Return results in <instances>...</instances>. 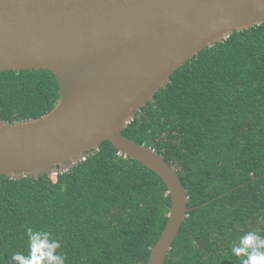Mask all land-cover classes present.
<instances>
[{
	"label": "trees",
	"instance_id": "16d2710c",
	"mask_svg": "<svg viewBox=\"0 0 264 264\" xmlns=\"http://www.w3.org/2000/svg\"><path fill=\"white\" fill-rule=\"evenodd\" d=\"M49 69L0 71V120L40 117L59 98ZM123 133L179 173L192 208L165 264H240L231 244L264 235V24L204 48ZM171 206L162 178L107 140L56 178L0 176V264L47 230L66 264H146Z\"/></svg>",
	"mask_w": 264,
	"mask_h": 264
},
{
	"label": "water",
	"instance_id": "95a60500",
	"mask_svg": "<svg viewBox=\"0 0 264 264\" xmlns=\"http://www.w3.org/2000/svg\"><path fill=\"white\" fill-rule=\"evenodd\" d=\"M264 24V0H0V71L49 69L60 89L40 117L0 120V176L69 171L111 141L171 197L146 264H165L192 208L175 167L123 130L171 75L235 31Z\"/></svg>",
	"mask_w": 264,
	"mask_h": 264
},
{
	"label": "clouds",
	"instance_id": "9594fccd",
	"mask_svg": "<svg viewBox=\"0 0 264 264\" xmlns=\"http://www.w3.org/2000/svg\"><path fill=\"white\" fill-rule=\"evenodd\" d=\"M28 254L16 252L10 256L13 264H66V255L58 251L61 243L47 230L26 229ZM231 252L241 258L240 264H264V235L258 230L248 231L234 240Z\"/></svg>",
	"mask_w": 264,
	"mask_h": 264
},
{
	"label": "rangeland",
	"instance_id": "374dc122",
	"mask_svg": "<svg viewBox=\"0 0 264 264\" xmlns=\"http://www.w3.org/2000/svg\"><path fill=\"white\" fill-rule=\"evenodd\" d=\"M52 178L55 179L56 178V175H53Z\"/></svg>",
	"mask_w": 264,
	"mask_h": 264
},
{
	"label": "built area",
	"instance_id": "2783aa9c",
	"mask_svg": "<svg viewBox=\"0 0 264 264\" xmlns=\"http://www.w3.org/2000/svg\"><path fill=\"white\" fill-rule=\"evenodd\" d=\"M119 154L122 155V153H120V152H119ZM85 159H86V158H85ZM85 159H84V160H85Z\"/></svg>",
	"mask_w": 264,
	"mask_h": 264
}]
</instances>
